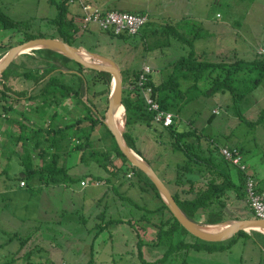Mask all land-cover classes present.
Wrapping results in <instances>:
<instances>
[{
  "label": "rangeland",
  "instance_id": "374dc122",
  "mask_svg": "<svg viewBox=\"0 0 264 264\" xmlns=\"http://www.w3.org/2000/svg\"><path fill=\"white\" fill-rule=\"evenodd\" d=\"M60 1L0 0V5L10 17L30 24L32 31L51 33L52 26L47 20L55 18ZM110 3L113 4L111 8L127 10L152 5L147 10L150 14L149 23L141 34L127 38L92 28L78 34L77 43L112 58L122 69L149 65L154 69L152 76L155 82L168 74L169 68L165 69V66L174 58L187 54L192 47L197 55L210 61L223 57L220 55L225 53H233L245 60H250L257 53H263L264 56V0H110ZM68 7L71 13L72 6ZM162 11L173 18L158 19L157 15ZM183 13L186 16L180 17ZM166 23L180 30L193 44L177 40L168 30L171 28L165 27ZM8 34L9 31L1 30L0 40L6 39ZM19 59L29 58L23 53ZM29 61L32 66L40 65L32 59ZM91 74L88 69L85 70L86 76ZM10 83L16 91L33 89L35 86L31 80L21 77ZM198 92L191 93L199 96L190 99L180 112L178 129H197L201 132L203 143L210 138L216 139L218 144L227 142L234 146L232 144L238 143L246 153H257L258 159L264 163V119L262 123L255 122L264 118V79L256 87L246 82L237 90L238 95L235 97L228 90L212 95ZM242 92L244 95L240 96ZM18 100L15 103L12 101L17 111H30L28 102H32L29 99L24 97ZM83 108L86 107L78 106L76 99H68L59 109L61 114L57 124L73 121L79 113L83 115ZM4 116L0 120V264H88L93 252L90 245L98 230L94 226L103 221L99 213L104 209L106 223L110 218L123 221L108 225L95 240L96 260L93 264L217 263L216 258H206L204 252L193 250L186 257H181L183 250H176L168 259H163L169 245L157 243L158 239L154 240L156 228L150 223L139 221L145 210L139 208L137 203L153 209L156 207L151 197L153 193H147L138 179L128 178L131 172L127 177L121 171L115 177L95 160L86 158L81 161L82 153L85 152L86 157L90 151L102 150L106 146L108 134L102 125L96 127L93 137L99 139L103 136V139H97L96 146L93 142L89 148H74L78 141L84 140L80 138L86 133L88 135V131L73 129L67 134L65 143L72 152L65 161L70 167L74 165L68 171L77 177L76 182L64 180L61 175L60 178H49L48 183H45L46 175L41 172L34 176H27L23 172L26 165L39 169L38 165L46 163L39 156V149H31L35 138L17 146L22 153L30 148L32 154L28 157L31 159L24 160L22 153H16L18 150L13 145L16 140L9 137L13 128L11 117L21 116L16 111ZM16 131L18 136L21 131ZM133 132L137 136L138 147L154 169L164 179L173 178L174 167L178 162H183L185 156L171 149L168 134L158 124L152 127L136 125ZM5 146V150L9 149L4 154ZM50 157L46 159L53 167ZM63 162L64 158L59 161V165ZM119 165L121 163L117 162L116 166ZM88 169L94 178L102 182L100 185L80 186L79 176ZM236 171L234 167L231 173L237 179ZM20 177L25 178L27 186H19ZM169 186L172 190L176 188ZM202 216H198L197 220L201 221ZM128 219L137 223L132 225ZM139 238L142 239L141 256L137 254ZM240 241L244 242L245 239L241 237Z\"/></svg>",
  "mask_w": 264,
  "mask_h": 264
},
{
  "label": "trees",
  "instance_id": "16d2710c",
  "mask_svg": "<svg viewBox=\"0 0 264 264\" xmlns=\"http://www.w3.org/2000/svg\"><path fill=\"white\" fill-rule=\"evenodd\" d=\"M69 4V0H61L57 6L58 12L55 18L47 20L52 26L51 31L53 32L51 33L32 31L30 24L10 17L2 10L0 5V31H9L7 38L0 40V57L12 46L36 37L61 38L72 45L80 46L77 43L78 34L87 31L82 30L74 17L71 16ZM165 27L171 28L168 30L176 36L177 40L180 39L182 42L188 41L193 44L192 40L186 39V36L173 25L166 23ZM109 34L121 38L128 37L127 35ZM168 43L169 45L171 44L170 42ZM262 54L257 53L250 60H245L238 58L233 53L231 55L225 53L220 55L223 57L210 61L197 55L192 47L187 54L174 58L169 65L164 67L165 69L169 68V72L159 82H155L151 75V84L154 87L156 99L164 109L175 114L174 123L169 127L154 120V112L149 110L143 93L137 85V80L142 70L141 66L121 68L124 85L123 104L127 115L125 138L133 149L146 158L144 152L137 145V136L133 132L134 127L136 125L152 127L158 124L168 134L170 137L169 142L172 146L171 149L182 152L185 159L183 162H178L174 167L175 174L173 178H165V180L156 172L168 186L173 185L176 187L172 190L169 186L178 205L191 219L197 220L198 216L203 215L206 217L204 222L218 223L230 218L229 206L232 194L236 199H246L247 202L246 180L244 172L222 156L220 148L228 144H218L214 138H210L203 143L204 139L201 136V132L197 129L180 131L177 126L179 114L189 104L190 99L199 96V94L192 95L193 91L196 92L197 90L203 95H212L228 90L235 97L238 95L237 90L246 82L255 85V87L259 85L264 79V56ZM20 56L9 65L0 77V85H3L2 88L0 87V120L4 115L7 116L16 111L21 117H11L13 128L9 137H14L16 140L13 145L18 150V145H22L24 142L28 143L34 137L35 142H33L31 149H39V156L46 162L38 165L39 169L34 168L32 165H26L23 170L24 174L34 176L37 172H41L42 175H46L44 177L45 183H48L49 178L56 179L60 178L61 175L64 180L76 182L77 177L68 171L74 165L70 167L66 165L65 161L67 159L66 156H69L72 152L65 143L67 134H70L73 129L88 131V135L86 133L84 137L80 138L84 140L78 141L74 148H89L93 142L96 146L98 137H93V132L96 127L102 125L108 134L104 144L106 146L102 150L90 151L86 157L84 152L80 159L81 161L86 158L87 160L97 161L98 165L115 177L121 171H124L127 177L131 172L132 175L128 178L138 179V183L144 190L153 191L155 197L160 200V204L153 209H148L137 203L139 208L145 210L139 221L150 223L156 228L154 240L158 239L157 243L169 245L163 259L172 256V253L176 250H183L181 257H186L190 250L210 251L222 246L223 242L202 240L182 226L164 203L152 180L141 169L131 164L121 151L114 135L102 120L108 107V94L112 80L109 73L88 69L92 74L86 76V67L50 49H34L30 53H26L29 59H32L36 64L40 63L41 66L26 67L25 62L19 59ZM19 77L31 80L35 84L34 88L16 91L10 81L17 80ZM201 85L204 86L201 87ZM241 94L240 96L244 95L243 92ZM85 95H87L86 101L84 100ZM21 96L32 102H28L30 111H17L13 105L12 101L19 102L18 99ZM70 98L76 99L78 106L86 107L81 109L84 114L81 115L79 113L73 121L59 125L57 124L61 114L59 109ZM263 119L259 118L255 122L262 123ZM16 130L21 131L18 136L16 135ZM101 139H103V136H100L98 140ZM8 142H10V138L6 141L7 145ZM234 146L241 151L237 144ZM5 148L6 146L4 147V154L9 147L6 150ZM30 151V148H28V151L24 150L22 153L18 150L16 153H22L24 160L26 158L30 160L31 158L28 157V155L31 157L32 153ZM47 156H51L53 167L47 162ZM63 158L64 162L60 166L59 161ZM148 161L152 164L150 160ZM117 162L118 164L121 163V166H116ZM234 167L239 171L238 182H235L231 173ZM83 172L79 176L81 187H86L81 183L83 180L91 181V185L97 186L102 183L92 176L91 170L88 169ZM255 178L257 180L256 176ZM21 180H24L25 184H27L25 178L20 177ZM258 188L262 189L264 185L261 186L258 182ZM99 216L102 217L103 221L98 222L94 226L98 228L94 234V241L108 228V225L123 221V219L110 218L106 223V209L102 210ZM253 216L255 217L254 214ZM128 221L132 225L137 223H133V219H128ZM242 235H247V231L241 230L225 242H234ZM94 241L90 245L93 251L91 257L94 255ZM138 243L140 247L142 239L139 238Z\"/></svg>",
  "mask_w": 264,
  "mask_h": 264
},
{
  "label": "water",
  "instance_id": "95a60500",
  "mask_svg": "<svg viewBox=\"0 0 264 264\" xmlns=\"http://www.w3.org/2000/svg\"><path fill=\"white\" fill-rule=\"evenodd\" d=\"M34 49H50L56 51L79 62L87 69L107 72L111 75L112 80L108 97V107L102 119L103 123L112 132L121 151L130 163L141 169L152 180L169 210L178 222L190 233L202 240L216 242L228 240L241 230L257 229L264 231V219L256 217L226 219L218 223H204L191 219L186 215L175 200L171 189L159 176L152 164L133 149L125 138L127 115L126 108L123 104V72L120 65L112 58L95 51H90L81 45H72L61 38L36 37L12 46L0 57V77L18 56ZM121 107L124 108V116L123 121L119 122L115 114Z\"/></svg>",
  "mask_w": 264,
  "mask_h": 264
},
{
  "label": "built area",
  "instance_id": "2783aa9c",
  "mask_svg": "<svg viewBox=\"0 0 264 264\" xmlns=\"http://www.w3.org/2000/svg\"><path fill=\"white\" fill-rule=\"evenodd\" d=\"M69 2L70 4L79 5V10L74 14V19L79 27L85 31L98 28L103 32L113 33L114 35L134 36L140 34L149 21L148 14L142 12L102 9L90 0H69ZM141 68L137 85L143 93L149 110L154 112V120L169 127L174 123L175 114L164 109L154 95V87L151 84V75L154 73V69L146 64ZM220 152L226 160H229L244 172L247 203L256 218L264 219V188H258V182L246 163L243 152L235 146L228 145L222 146ZM81 183L83 186H87L91 181L83 180ZM20 185L25 186V181L21 180Z\"/></svg>",
  "mask_w": 264,
  "mask_h": 264
},
{
  "label": "crops",
  "instance_id": "0c3cea01",
  "mask_svg": "<svg viewBox=\"0 0 264 264\" xmlns=\"http://www.w3.org/2000/svg\"><path fill=\"white\" fill-rule=\"evenodd\" d=\"M90 1L94 3V5L102 9H118L115 6H114L115 8H111L113 7L112 6L113 4L110 3V0H90ZM69 5L72 6L70 14L71 16L74 17V14L79 10L78 8L79 5L77 4H69ZM151 6L152 5L148 4V5L142 6L140 9H137V10H127L125 8H119L118 10H124V11H129V12H142V13L149 14L147 10L150 9ZM160 6L161 5H159V7ZM157 16H159L157 17L158 19H165L166 17L173 18V16L169 14L164 15L163 11L161 12V14ZM182 16L185 17L186 14L183 13L181 14L180 17ZM149 20H150V17H149ZM162 25L164 26V24ZM145 26L143 27V29L145 28ZM222 144H225V143H222ZM226 144H229V143L226 142ZM235 144H237L240 147L241 151L243 152L245 161L248 164L250 170L257 177L259 184L263 186L264 185V163H262L261 160L258 159L259 157L257 153L252 152V154H248L238 143H234L232 145H235ZM236 174H237L236 175L237 179L234 177V175H233V178L235 182H238L239 181V171L238 170L236 171ZM19 186H21L20 183H19ZM25 186H27V184ZM25 186H21V187H25ZM79 191L81 192V190ZM146 191L147 193H153V191L152 192L149 190H146ZM151 197L154 198L156 205L160 204V200L155 197L154 193L152 194ZM230 199L231 201H230L229 207H230L231 216L228 219L254 218L253 212L250 209L248 203L246 202V199H236L233 194ZM205 218H206L205 216H202L203 220L201 219L200 222H204ZM204 223H207V222H204ZM245 231H247V235L240 236L234 242L227 243L225 242L227 240L216 241V242H223L222 246L217 247V249L210 250V251L208 250H199V251L193 250V251H196L198 253L204 252L205 254H207L206 258L208 257L216 258L217 259L216 264H264V231L257 230V229H249ZM241 237L245 239L244 242L240 241ZM140 249L141 248L139 247L138 253H137L139 256L142 255ZM94 255H95V241H94ZM94 255L93 257H91V259H89L88 264H93L94 260H96V258H94ZM220 259L223 261L218 263Z\"/></svg>",
  "mask_w": 264,
  "mask_h": 264
},
{
  "label": "bare ground",
  "instance_id": "6f19581e",
  "mask_svg": "<svg viewBox=\"0 0 264 264\" xmlns=\"http://www.w3.org/2000/svg\"><path fill=\"white\" fill-rule=\"evenodd\" d=\"M115 116H116V119H117L119 122H121L122 119H123V116H124V108L121 107V108L116 112Z\"/></svg>",
  "mask_w": 264,
  "mask_h": 264
},
{
  "label": "flooded vegetation",
  "instance_id": "af4514ba",
  "mask_svg": "<svg viewBox=\"0 0 264 264\" xmlns=\"http://www.w3.org/2000/svg\"><path fill=\"white\" fill-rule=\"evenodd\" d=\"M30 52H31V51H30ZM30 52H28V53H30ZM22 61L25 62V66H26V67H29V68L32 67V65H31V63H30V61H29V59H22ZM20 63H21V62H20ZM23 64H24V63H23ZM40 66H41V65H40ZM30 90H31V89H30ZM22 98H24V97L21 96L20 99H22Z\"/></svg>",
  "mask_w": 264,
  "mask_h": 264
}]
</instances>
